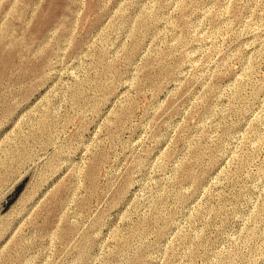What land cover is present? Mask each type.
<instances>
[{
    "label": "rangeland",
    "instance_id": "obj_1",
    "mask_svg": "<svg viewBox=\"0 0 264 264\" xmlns=\"http://www.w3.org/2000/svg\"><path fill=\"white\" fill-rule=\"evenodd\" d=\"M0 264H264V0H0Z\"/></svg>",
    "mask_w": 264,
    "mask_h": 264
},
{
    "label": "water",
    "instance_id": "obj_2",
    "mask_svg": "<svg viewBox=\"0 0 264 264\" xmlns=\"http://www.w3.org/2000/svg\"><path fill=\"white\" fill-rule=\"evenodd\" d=\"M20 189V185H18L17 187H15L10 193L9 195L5 198V200L1 203L0 205V210H4L8 204L14 199V197L16 196V194L18 193Z\"/></svg>",
    "mask_w": 264,
    "mask_h": 264
}]
</instances>
